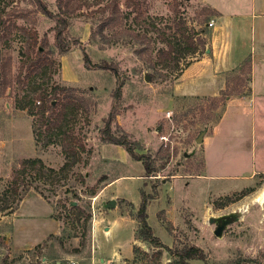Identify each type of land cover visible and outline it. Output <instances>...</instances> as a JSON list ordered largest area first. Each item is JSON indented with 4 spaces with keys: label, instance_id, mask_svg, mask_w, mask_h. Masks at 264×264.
I'll list each match as a JSON object with an SVG mask.
<instances>
[{
    "label": "rangeland",
    "instance_id": "obj_1",
    "mask_svg": "<svg viewBox=\"0 0 264 264\" xmlns=\"http://www.w3.org/2000/svg\"><path fill=\"white\" fill-rule=\"evenodd\" d=\"M40 1L51 16L42 15L34 0H0V9L21 15L11 18L10 25L36 32L39 40L46 36L42 51H52L57 70L52 81L73 87L89 100L88 117H79L76 124V135L88 153L66 179L34 181L10 204V212L0 211V264H264V199L246 206L263 187L264 174L257 175L253 185L245 177L252 167L264 168V0H212L224 16H233L225 21L226 40L239 46L244 60L254 65L250 99V94L226 97L251 89V81L235 87V70L224 72L217 92L205 89L207 82H187L186 88L194 91L184 95L177 90L181 73L193 62L215 60L205 50L210 47L209 23L219 14L208 0ZM209 10L216 14L209 15ZM59 18L66 20L68 43L60 55L54 44ZM179 22L185 23L188 33L198 32L194 39L203 40L204 46L180 56L176 65L161 67L157 51L165 45L158 31L167 33V26ZM22 35L12 28L9 45L0 42V64L10 58L12 81L4 92L0 89V196L9 190L20 160L39 158L55 170L64 163L58 146L43 147L37 141L34 117L16 108L15 99L26 90L15 83L20 52L25 51ZM84 56L91 64L115 66L116 73L86 67ZM197 84L204 89L194 87ZM235 98L247 100L243 108L229 110L220 139L205 148L213 168L237 164L239 173L233 176L238 177H210L221 174L212 169L205 176L201 144L195 139L211 132L228 100ZM107 120L111 134L124 135L153 172L146 174L142 162L121 146L102 142ZM250 123L252 134L245 139ZM236 132L243 135L231 139ZM246 148L248 158L243 162ZM218 150L223 154L216 156ZM165 151L168 159L162 158ZM241 189L245 195L226 203V196L234 197ZM142 207L145 223L161 248L141 240ZM27 217L34 218L36 237L31 240L40 243L10 253L1 235L12 232L14 219ZM219 225L223 228L216 236ZM190 247L201 251L204 260L183 262L178 253Z\"/></svg>",
    "mask_w": 264,
    "mask_h": 264
},
{
    "label": "trees",
    "instance_id": "obj_2",
    "mask_svg": "<svg viewBox=\"0 0 264 264\" xmlns=\"http://www.w3.org/2000/svg\"><path fill=\"white\" fill-rule=\"evenodd\" d=\"M34 3L42 15L51 16V13L46 9L40 0H34ZM6 7V4H5ZM209 15H215L214 10L208 11ZM21 17L18 12L11 10L5 13V9H0V42L4 45H9V36L11 29L15 28L22 32L24 42V52H20L22 57L18 68V73L15 78V83L23 86L26 90L24 94L15 99L16 108L26 110L28 114L34 117L35 128L34 134L36 139L43 147L49 145L58 146L61 154L64 157L62 166L55 170L45 167L44 163L39 158H28L19 161L18 168L14 171L9 190L0 196V211L10 212V204L16 202L20 197V192L28 191L30 185L34 181H48L56 183L62 179H66L73 168L83 161V154L86 151L83 141L76 135V124L79 117L87 116L90 112V102L84 96L77 94V90L69 86H61L52 81V76L57 71L55 61L51 58L52 51L43 52L47 45L46 36L40 40L37 38L36 32L26 31L24 28H19L15 23L10 25L11 18ZM107 21H110L108 19ZM102 25L101 27H104ZM167 33L159 30L158 37L165 48L158 49L157 57L161 62V67L167 68L170 62L177 64L180 56L195 54L199 46H204V41L194 39V35L198 32L188 33L185 23H175L173 26H167ZM66 30V20L64 18L57 19V24L54 27V44L57 53L64 54L67 51L68 43L65 41L64 32ZM84 64L86 67H97L100 69H108L116 73V67L106 64L95 65L91 64L88 57L84 56ZM10 58L7 57L0 64V89L4 92L11 85L9 76ZM235 87L250 83L251 75V60L245 59L235 70ZM236 90V89H235ZM251 92L250 86L246 87L245 92L237 94H227L226 97H242L249 95ZM105 137L103 143L114 144L121 146L127 154L143 164V169L146 174H150L155 169L144 158L137 156L131 147L126 137H114L110 132V122L107 120L104 129ZM163 159L169 158V152L165 151L162 155ZM164 163L161 165V168ZM203 166V164H202ZM201 166V167H202ZM245 195L244 191L234 195V197L226 196L225 201L233 202ZM74 209H77L74 207ZM143 207L139 213V232L141 240L147 245L155 248H161L163 245L154 237L145 223ZM182 261L200 259L204 260V255L197 248L190 247L183 254L178 253Z\"/></svg>",
    "mask_w": 264,
    "mask_h": 264
},
{
    "label": "crops",
    "instance_id": "obj_3",
    "mask_svg": "<svg viewBox=\"0 0 264 264\" xmlns=\"http://www.w3.org/2000/svg\"><path fill=\"white\" fill-rule=\"evenodd\" d=\"M214 2V1H213ZM212 0H208L207 3L210 4L216 12H218V16L215 21H211L212 25L211 30H209V44L208 46L209 49H206L205 52L208 55L209 53L212 54V56L215 58L214 62L213 61H207V59H199L198 61L193 62L190 66H188L180 75L179 77V83L177 85V90L182 91L183 95L187 94L185 91H194L193 89L186 88V83L191 82L192 84L195 83H208V90H214L217 92L220 88L221 81H223V74L224 72H229L232 70H237L240 66V64L243 62L245 54L239 50L238 47H233L226 39V36L228 34L227 29H226V22H229V18H232L233 16H224L220 8H217L213 5ZM229 36V35H228ZM263 47H264V41H263ZM238 48V50H237ZM264 49V48H263ZM264 58V55H263ZM246 59V58H245ZM211 62V63H210ZM254 65L251 63V93L249 95V99L251 98V95L253 93V90L255 89L254 84H253V71ZM202 87L204 89V86L196 85L194 87ZM201 90V88H199ZM205 91V90H204ZM203 91V92H204ZM201 92V93H203ZM246 98H242V100L239 99H230L228 100L221 117L215 123L212 128L211 132L205 134L202 138L201 142V150H202V160H203V168H204V173L205 176H210L211 175V169L215 170L217 172H220L221 174H215L214 176L210 177H238V176H233L237 175L236 173H239V165L233 164L232 166H221L219 165L216 168H213L211 166V160L209 159V156L207 154L205 146L207 144H216L219 136V131L222 126V123L227 120V113L231 108H243L244 102H246ZM234 129V128H233ZM253 130V124L250 123L247 125V129L245 131V134L243 138L251 137L252 131ZM236 130L234 129V132ZM240 135H243L240 132H236L235 134L231 133L230 137L231 139H236L240 137ZM221 140L224 141V139L221 138ZM220 140V141H221ZM243 140V139H242ZM216 156L217 155H222V151L218 150L216 151ZM249 153V149L244 150V158L243 162L247 161V155ZM207 154V155H206ZM209 159V160H208ZM219 167V168H218ZM230 167V169H228ZM262 170H259L255 167H252V169L246 173V178L250 180V184H254L255 178L257 175L264 174V168H260ZM201 177V175H200ZM204 177V176H202ZM251 187V186H249ZM245 187L243 189L249 188ZM241 189L240 191H242ZM238 192V191H237ZM30 219H14L13 222H17L16 224L13 225V230L11 229L12 232L8 231L5 234L6 235H1L5 237L4 243L6 246L9 248L10 253H19L20 251L23 250H29L35 247L37 244L40 242H35L34 240H31L35 238V233H34V227H33V220L34 218L32 217H27ZM37 222V221H35ZM30 243V244H29Z\"/></svg>",
    "mask_w": 264,
    "mask_h": 264
},
{
    "label": "water",
    "instance_id": "obj_4",
    "mask_svg": "<svg viewBox=\"0 0 264 264\" xmlns=\"http://www.w3.org/2000/svg\"><path fill=\"white\" fill-rule=\"evenodd\" d=\"M157 130L159 131V129H157ZM202 138H203V134L201 133V134L195 139V143H196V144H201V142H202ZM109 204H110V207H113V206H114V201H110ZM213 222H214L213 219H210V220H209V223H213ZM222 228H223V225H219V226H217L216 229H215V231H214V234H215L216 236H220Z\"/></svg>",
    "mask_w": 264,
    "mask_h": 264
},
{
    "label": "bare ground",
    "instance_id": "obj_5",
    "mask_svg": "<svg viewBox=\"0 0 264 264\" xmlns=\"http://www.w3.org/2000/svg\"><path fill=\"white\" fill-rule=\"evenodd\" d=\"M262 199H264V185L261 188V190L257 194L254 195L252 201H249V203L246 206L251 205L253 202H259Z\"/></svg>",
    "mask_w": 264,
    "mask_h": 264
},
{
    "label": "built area",
    "instance_id": "obj_6",
    "mask_svg": "<svg viewBox=\"0 0 264 264\" xmlns=\"http://www.w3.org/2000/svg\"><path fill=\"white\" fill-rule=\"evenodd\" d=\"M212 25V23H209V26H211ZM165 116H166V118H169V116H170V113L169 112H166L165 113ZM162 140H165L164 138H161Z\"/></svg>",
    "mask_w": 264,
    "mask_h": 264
}]
</instances>
